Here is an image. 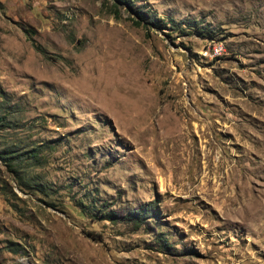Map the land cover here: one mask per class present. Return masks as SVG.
<instances>
[{
    "label": "rangeland",
    "instance_id": "rangeland-1",
    "mask_svg": "<svg viewBox=\"0 0 264 264\" xmlns=\"http://www.w3.org/2000/svg\"><path fill=\"white\" fill-rule=\"evenodd\" d=\"M0 264H264V0H0Z\"/></svg>",
    "mask_w": 264,
    "mask_h": 264
},
{
    "label": "trees",
    "instance_id": "trees-1",
    "mask_svg": "<svg viewBox=\"0 0 264 264\" xmlns=\"http://www.w3.org/2000/svg\"><path fill=\"white\" fill-rule=\"evenodd\" d=\"M118 1H123V0H118ZM125 1H129V0H125ZM139 15H141L142 19H146L148 21V17L146 16L145 13H141L140 11ZM161 20L158 21H152L150 23H153V25H157L158 27H162V23H160ZM138 23V22H137ZM153 208L152 207H140L138 210L133 211L132 213H130V217L129 219H138L143 213H145L146 215H150L153 212Z\"/></svg>",
    "mask_w": 264,
    "mask_h": 264
}]
</instances>
